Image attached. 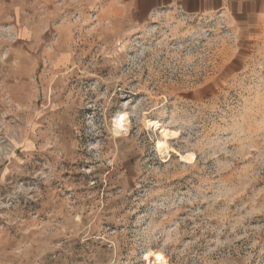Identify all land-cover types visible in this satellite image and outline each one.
Instances as JSON below:
<instances>
[{"label":"rangeland","instance_id":"obj_1","mask_svg":"<svg viewBox=\"0 0 264 264\" xmlns=\"http://www.w3.org/2000/svg\"><path fill=\"white\" fill-rule=\"evenodd\" d=\"M149 8L0 0V264H264V19Z\"/></svg>","mask_w":264,"mask_h":264},{"label":"crops","instance_id":"obj_2","mask_svg":"<svg viewBox=\"0 0 264 264\" xmlns=\"http://www.w3.org/2000/svg\"><path fill=\"white\" fill-rule=\"evenodd\" d=\"M150 10L169 11L193 16L208 15L232 21L241 33L257 31L264 19V0H149Z\"/></svg>","mask_w":264,"mask_h":264},{"label":"bare ground","instance_id":"obj_3","mask_svg":"<svg viewBox=\"0 0 264 264\" xmlns=\"http://www.w3.org/2000/svg\"><path fill=\"white\" fill-rule=\"evenodd\" d=\"M154 126H156V128L160 127V123L159 122H153ZM126 120L123 118V119H117L115 121V131L118 133V132H121L122 129H125L127 128L126 126ZM162 130L161 132L163 133V135L165 136L163 140H158L157 141V148L158 150L162 153V154H169V151H168V143L166 141V137L167 135L169 134H172L174 135L175 133L174 132H171L169 129L167 128H163V127H160ZM168 158V157H167ZM149 257L151 256V254L148 255ZM152 257L154 258L155 260V263L156 264H168L167 262V258L166 256L162 253V252H155L152 254Z\"/></svg>","mask_w":264,"mask_h":264},{"label":"clouds","instance_id":"obj_4","mask_svg":"<svg viewBox=\"0 0 264 264\" xmlns=\"http://www.w3.org/2000/svg\"><path fill=\"white\" fill-rule=\"evenodd\" d=\"M141 55H142V53H141ZM129 102H130V100L125 99V100L122 101V104L123 105H127ZM137 103H138V101H137ZM121 118H123V117H121Z\"/></svg>","mask_w":264,"mask_h":264}]
</instances>
